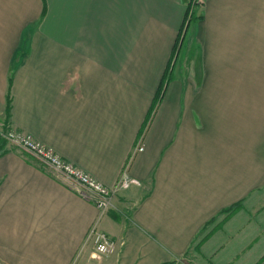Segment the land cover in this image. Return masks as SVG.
I'll list each match as a JSON object with an SVG mask.
<instances>
[{"label": "crops", "instance_id": "0c3cea01", "mask_svg": "<svg viewBox=\"0 0 264 264\" xmlns=\"http://www.w3.org/2000/svg\"><path fill=\"white\" fill-rule=\"evenodd\" d=\"M9 129L137 183L100 215L5 139L0 262L264 264V0H0Z\"/></svg>", "mask_w": 264, "mask_h": 264}, {"label": "built area", "instance_id": "2783aa9c", "mask_svg": "<svg viewBox=\"0 0 264 264\" xmlns=\"http://www.w3.org/2000/svg\"><path fill=\"white\" fill-rule=\"evenodd\" d=\"M203 0H188L191 9L199 6ZM191 15V14H190ZM4 139L18 146L31 156L48 165L69 189L78 193L83 199L93 203L100 215H104L115 208L114 198L121 191L128 189L137 183L135 179L124 178L123 176L112 187H107L85 170L63 159L54 149L36 140L30 134L14 129L1 132ZM144 147L140 146L139 151ZM126 172V171H125ZM92 241L95 246V256L101 258L104 255H111L116 251L117 244L106 233L97 229V224L89 231L86 243ZM0 264H4L0 262Z\"/></svg>", "mask_w": 264, "mask_h": 264}, {"label": "trees", "instance_id": "16d2710c", "mask_svg": "<svg viewBox=\"0 0 264 264\" xmlns=\"http://www.w3.org/2000/svg\"><path fill=\"white\" fill-rule=\"evenodd\" d=\"M10 103H11V101H10V99H8V107L10 106ZM6 128H4V130H5ZM1 132L2 131H0V154L1 153H3V147L5 146V144H6V140L4 139V137L2 136V134H1Z\"/></svg>", "mask_w": 264, "mask_h": 264}]
</instances>
